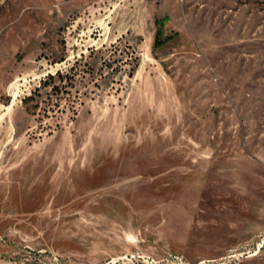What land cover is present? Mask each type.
<instances>
[{
  "label": "rangeland",
  "instance_id": "obj_1",
  "mask_svg": "<svg viewBox=\"0 0 264 264\" xmlns=\"http://www.w3.org/2000/svg\"><path fill=\"white\" fill-rule=\"evenodd\" d=\"M0 264H264V0H0Z\"/></svg>",
  "mask_w": 264,
  "mask_h": 264
},
{
  "label": "trees",
  "instance_id": "obj_2",
  "mask_svg": "<svg viewBox=\"0 0 264 264\" xmlns=\"http://www.w3.org/2000/svg\"><path fill=\"white\" fill-rule=\"evenodd\" d=\"M168 19H169L168 16L156 18L157 29H156L155 40H154V47L156 49L163 47L165 44H167L169 42V40H171L175 36V34H165V24L168 21ZM116 45L117 44H115V43L112 44L113 47H116ZM116 51H117V49H116ZM127 53H128V56L130 57L129 59L132 58L135 61L133 68L130 72V76H133L134 71H135V67L137 66L139 56H137L135 51H130V53L129 52H127ZM61 60H63V59H61ZM118 66H122V65H118ZM118 66L116 68H118ZM112 74L114 75L115 72H113ZM66 76H67V74H64L61 70H59L55 74L54 73L50 74L48 79L45 81V83H47L48 80L53 81V80H56L57 78H60V80L64 81ZM53 88L54 89L59 88V85H54Z\"/></svg>",
  "mask_w": 264,
  "mask_h": 264
}]
</instances>
